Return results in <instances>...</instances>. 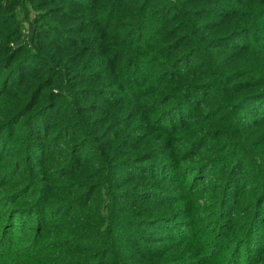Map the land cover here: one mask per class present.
Returning <instances> with one entry per match:
<instances>
[{
  "label": "trees",
  "instance_id": "obj_1",
  "mask_svg": "<svg viewBox=\"0 0 264 264\" xmlns=\"http://www.w3.org/2000/svg\"><path fill=\"white\" fill-rule=\"evenodd\" d=\"M247 50L264 55V0H0V194L23 182L0 264H262L264 64ZM168 238L197 254L164 262Z\"/></svg>",
  "mask_w": 264,
  "mask_h": 264
},
{
  "label": "rangeland",
  "instance_id": "obj_2",
  "mask_svg": "<svg viewBox=\"0 0 264 264\" xmlns=\"http://www.w3.org/2000/svg\"><path fill=\"white\" fill-rule=\"evenodd\" d=\"M32 13H35V11L33 12L32 11ZM19 16H20V18H24V12L20 9L19 10ZM33 19V18H32ZM29 26H31L30 24H29V22H27V21H24V23H23V28H22V30L24 29L25 31H28V27ZM212 27L213 28H216L215 30H218L219 28L217 27V23H215V24H213L212 25ZM26 28V29H25ZM218 28V29H217ZM22 35H23V33H22ZM27 34H25L24 33V37L26 36ZM24 40V39H23ZM222 52H224V51H222ZM222 52H221V54H222ZM221 56V55H220ZM219 56V57H220ZM233 57V56H232ZM256 59H260L261 61H262V64H264V55L260 58V57H258V53H256V52H250V51H248L247 50V56L245 57V59H244V65H246V66H249V68L250 69H252L253 71H258V68H257V65H256V63H255V60ZM130 112H132V110L131 109H129V110H125L124 112H123V114L122 115H126V114H128V113H130ZM1 150V153H2V149H0ZM12 150H14V153L13 154H10V156L9 155H7V158H9V160L10 159H15V158H17L18 156H19V152L15 149V147L12 149ZM8 169H10V168H8ZM7 175V174H6ZM0 182H4V180L3 179H0ZM253 183H254V181H252V183H250L249 185H248V187L247 188H245L244 189V191H243V197L240 199V201H241V203L244 205V203L247 201V200H249L252 196H253V191H254V188H255V185H253ZM22 185H23V182H20V181H18V178H17V180H16V183L14 184V185H10V186H8L7 185V187H5V188H3V191H2V193L0 194V223H2V222H4L8 217H10V216H12L13 215V217H14V221L18 224L19 223V221H20V217L18 216V214L17 215H15L16 213L14 212V210H15V208L13 207V205L14 204H22V200L21 201H18V202H14L13 203V205L12 204H9V200L7 201V199L8 198H6V195H8L9 194V190H17V189H20V187H22ZM0 189H2V187L4 186V185H2V183L0 184ZM245 186V185H244ZM196 193L193 195L192 193V197H191V199H190V202H192V203H195L199 208H203L202 206H205L208 210H202V212L204 213V215L206 214V215H208L207 217H210L211 215H209V212H210V208H209V206H210V203H212V202H215L213 199V196L211 195V194H208L205 190H204V188L202 187V185H199L196 189ZM170 191H172V189H168L167 190V192H170ZM176 191H174V193H175ZM175 202V201H174ZM174 202L173 203H171V205H170V207H169V209L167 210V211H170V210H174L175 211V209L177 208V205H173L174 204ZM9 204V205H8ZM199 205H201V206H199ZM213 206V205H212ZM13 208V209H12ZM204 209V208H203ZM12 210V211H11ZM11 211V212H10ZM242 210H237V213H236V218H235V220H234V222H233V224L235 225V228L237 229V230H239V228H240V225L242 224V222H243V217L245 216V213H242L241 212ZM74 212H77V211H74ZM8 213H10V214H8ZM54 214H57V213H55V211H54ZM62 217V216H61ZM26 220H27V218H26ZM33 221V220H32ZM42 225H43V223H41V222H39L38 224L34 221L33 223L31 222V223H29V229L31 230V231H36V230H40V229H43V227H42ZM47 228V227H46ZM223 228H219V230H222ZM18 230H19V227H17L16 229H15V232H18ZM218 230V229H217ZM230 230L229 229H224L223 231H222V236L221 237H224V238H226V234L229 232ZM231 234H232V237H230V238H234L235 236H236V234H238V233H236V232H231ZM171 238V237H170ZM170 238H168V240L166 241V243L164 244V246H165V248L168 250V251H170V253H169V256L171 257V259L169 260H165L164 262H167V263H170V262H173L175 259H177V258H175L174 259V257L175 256H178V255H180V254H186V253H195V254H197L196 252H195V250L194 249H196V248H194V247H185V245H183V243H178V242H174V240H173V242H170ZM228 238V237H227ZM218 240L219 239H215L214 240V243H212L211 245V249H214L215 247H216V243L218 242ZM219 242L221 243V244H225L226 243V240H219ZM184 246V247H183ZM246 248V246H244L243 247V249L242 250H244ZM231 247L229 246V245H226L225 246V249H224V251L223 252H226V253H228V252H230L231 251ZM215 250V249H214ZM189 257H191V255L189 256ZM192 257H195V256H192ZM14 260H18V259H15V257H13V256H11V257H9V259H7L6 260V263L7 264H11L12 262H14ZM32 261V260H31ZM31 261L30 260H28L27 262L28 263H30L31 264ZM256 261H260L262 264H264V259H257ZM243 264H245V263H243Z\"/></svg>",
  "mask_w": 264,
  "mask_h": 264
}]
</instances>
